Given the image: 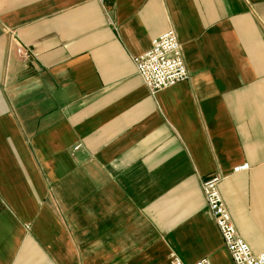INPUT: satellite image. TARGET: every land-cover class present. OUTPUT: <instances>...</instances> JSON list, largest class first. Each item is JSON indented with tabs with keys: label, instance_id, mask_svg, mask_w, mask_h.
Segmentation results:
<instances>
[{
	"label": "crops",
	"instance_id": "obj_1",
	"mask_svg": "<svg viewBox=\"0 0 264 264\" xmlns=\"http://www.w3.org/2000/svg\"><path fill=\"white\" fill-rule=\"evenodd\" d=\"M170 28L189 77L152 93ZM212 173L263 251L264 0H0V264H233Z\"/></svg>",
	"mask_w": 264,
	"mask_h": 264
},
{
	"label": "built area",
	"instance_id": "obj_2",
	"mask_svg": "<svg viewBox=\"0 0 264 264\" xmlns=\"http://www.w3.org/2000/svg\"><path fill=\"white\" fill-rule=\"evenodd\" d=\"M16 53L23 60L32 57V51L18 40ZM133 62L137 74L152 93L189 77L178 37L171 28L151 39L149 48L134 56ZM76 147L78 146L74 148ZM246 167L247 164H242L234 169L240 170ZM221 179V174L212 173L202 180L201 189L208 211L233 264H264V250L252 251L248 243L238 234L218 188ZM172 261L173 264H183L177 257H173ZM191 264H211V262L208 258L202 257Z\"/></svg>",
	"mask_w": 264,
	"mask_h": 264
}]
</instances>
